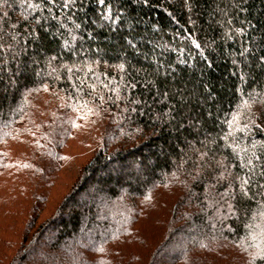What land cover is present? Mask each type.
<instances>
[{
  "label": "trees",
  "instance_id": "trees-1",
  "mask_svg": "<svg viewBox=\"0 0 264 264\" xmlns=\"http://www.w3.org/2000/svg\"><path fill=\"white\" fill-rule=\"evenodd\" d=\"M0 264H264V0H0Z\"/></svg>",
  "mask_w": 264,
  "mask_h": 264
},
{
  "label": "rangeland",
  "instance_id": "rangeland-1",
  "mask_svg": "<svg viewBox=\"0 0 264 264\" xmlns=\"http://www.w3.org/2000/svg\"><path fill=\"white\" fill-rule=\"evenodd\" d=\"M97 220H98V223H99V221H101V220H103V219H102L101 216H98V217H97ZM101 222H102V221H101Z\"/></svg>",
  "mask_w": 264,
  "mask_h": 264
}]
</instances>
